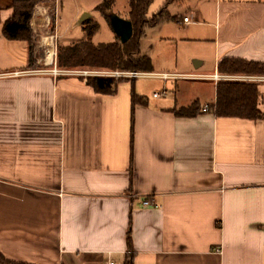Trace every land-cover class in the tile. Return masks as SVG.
<instances>
[{"label":"crops","instance_id":"crops-1","mask_svg":"<svg viewBox=\"0 0 264 264\" xmlns=\"http://www.w3.org/2000/svg\"><path fill=\"white\" fill-rule=\"evenodd\" d=\"M13 7L0 0V253L21 264H264V119L170 112L215 104L219 81L210 77L221 76L224 59L264 63V0L169 6L168 13L182 11L174 22L189 17L184 27L202 30L185 42L210 55L193 56L186 73L153 65L147 74L173 78L125 77L110 93L79 75L10 76L40 71L29 68L28 43L4 35ZM86 11L100 29L111 27L81 6L65 35ZM35 16L33 33L47 21ZM34 59L39 64L37 53ZM140 79L195 82L211 97L145 92ZM249 81L260 83L264 113V81ZM134 93L147 105L133 110Z\"/></svg>","mask_w":264,"mask_h":264},{"label":"trees","instance_id":"trees-1","mask_svg":"<svg viewBox=\"0 0 264 264\" xmlns=\"http://www.w3.org/2000/svg\"><path fill=\"white\" fill-rule=\"evenodd\" d=\"M155 0H129L128 20L133 25V36L125 44L117 38L112 43L95 44L94 36L100 30L99 23L90 19L84 27L86 39L69 45H62L58 50V67L66 70L118 71L130 73H149L153 70L151 58L141 54V42L146 36L147 28L156 27L171 18L167 8L181 5L185 0H168L165 6L152 18L148 17L149 9ZM47 0H14V14L4 25V35L9 40H23L29 45V68L35 66L34 33L30 23L35 7ZM116 0H101L95 11L110 23V16ZM222 76L264 77V63L241 59H224L218 66ZM87 82L98 91L110 93L122 78L87 77ZM259 85L251 81H219L216 89L215 104L203 108L195 102L186 107H175L170 110L176 117L194 118L210 112L219 118H241L248 120L264 119L259 107ZM147 98L132 95L133 110L138 105L146 106ZM130 242V240H129ZM0 264H21L8 261L0 253ZM127 264H132L130 261Z\"/></svg>","mask_w":264,"mask_h":264},{"label":"rangeland","instance_id":"rangeland-1","mask_svg":"<svg viewBox=\"0 0 264 264\" xmlns=\"http://www.w3.org/2000/svg\"><path fill=\"white\" fill-rule=\"evenodd\" d=\"M166 1L167 0H155L149 9L148 17L152 18L155 14H157L162 9ZM100 2L101 0H60V8L62 6L60 16L59 11H57L59 7L57 6V2L55 0H47L46 3H39L35 7L33 13H35V17L39 19V23H41L42 18L47 21L45 22V27H40L39 31L34 33V54L37 53V56L40 59L39 64L36 63L34 68L39 70L48 68L49 41L47 40V37L54 35L56 29L59 30L61 36L55 42L57 46L56 66L58 67L59 47L86 39V32L84 31L83 24H78V27L74 26V31L71 30L72 32H69V34L66 32L67 35H65L66 28H70L74 25V19L78 16L75 15L77 9L81 6H85L89 10L92 8L95 9ZM177 10L179 9H173L170 11L169 15L171 18L176 16L178 13H182V11L176 12ZM114 11L121 16L128 15L129 0H116ZM84 13L88 12H83L82 15ZM180 20L177 22L172 20L166 21L156 27H149L146 30V36L141 43V52L143 55L151 58L153 65L156 66V69L159 72H190L191 70L188 69V66L189 61L193 58V56H196L197 54H203L204 56L210 55L209 50L205 46H198L196 43L185 42V40L188 39L194 40L195 38H198L201 35L202 30H198L197 27L193 26L184 27L181 25ZM165 37L173 39L172 42L168 45L160 44V40ZM115 40L116 36L114 31L105 22L102 23L101 29L93 38V42L95 44L112 43ZM194 59L201 60L198 58ZM137 87L139 90L141 89L145 92L160 91L163 88L172 93H174V91H178L184 101L189 100L191 97L198 94L205 99L208 98V100L211 97L210 90H206L203 86H198V84L191 81H169L164 83L163 81L156 79H140L138 80ZM202 88L205 89V92Z\"/></svg>","mask_w":264,"mask_h":264},{"label":"built area","instance_id":"built-area-1","mask_svg":"<svg viewBox=\"0 0 264 264\" xmlns=\"http://www.w3.org/2000/svg\"><path fill=\"white\" fill-rule=\"evenodd\" d=\"M181 25L183 26H189L192 24V20L189 17H185L182 20H180ZM60 33L59 30H55V34L51 35L50 37H47L48 45H49V50H48V63L47 65L48 68L46 70H40V71H32V72H14L10 73V76H22L26 74H46V75H53L55 77L59 76H70V75H79L82 77H92V76H97V77H110V78H161L164 80L173 78L172 75L169 74H147V73H127V72H118V71H88V70H66V69H60L56 66V60H57V46H56V41L60 38ZM52 67V68H50ZM179 77V76H178ZM188 77V76H186ZM177 78V77H175ZM214 81H221V80H229L231 78H242L241 80H257V81H264V77H234V76H220V75H213L210 77ZM166 96V92L162 93H155L154 97H162ZM145 206H152L156 205L155 203L145 200L144 201ZM109 264H115L113 262H110Z\"/></svg>","mask_w":264,"mask_h":264},{"label":"water","instance_id":"water-1","mask_svg":"<svg viewBox=\"0 0 264 264\" xmlns=\"http://www.w3.org/2000/svg\"><path fill=\"white\" fill-rule=\"evenodd\" d=\"M90 18H91V14L84 13L80 17L79 23L82 24ZM110 25H111L114 33L119 37L120 42L122 44H125L131 40V38L133 36V25L129 20L123 19L118 15L111 14ZM198 65H199L198 61H195L194 62L195 68H197Z\"/></svg>","mask_w":264,"mask_h":264}]
</instances>
